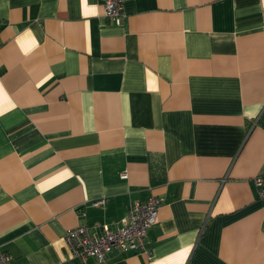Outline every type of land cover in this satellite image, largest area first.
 Masks as SVG:
<instances>
[{
	"label": "crops",
	"instance_id": "0c3cea01",
	"mask_svg": "<svg viewBox=\"0 0 264 264\" xmlns=\"http://www.w3.org/2000/svg\"><path fill=\"white\" fill-rule=\"evenodd\" d=\"M124 10L116 24L104 0H0V250L264 264V0ZM150 195L163 202L146 251L72 255L68 229L115 228Z\"/></svg>",
	"mask_w": 264,
	"mask_h": 264
},
{
	"label": "built area",
	"instance_id": "2783aa9c",
	"mask_svg": "<svg viewBox=\"0 0 264 264\" xmlns=\"http://www.w3.org/2000/svg\"><path fill=\"white\" fill-rule=\"evenodd\" d=\"M105 15L116 24H122L127 13L124 0H104ZM127 177V173L122 174ZM253 184L258 198L264 202V174L256 175ZM163 198L150 195L145 200L135 201L122 219L119 226L112 228L104 225L100 233L87 223L68 229L66 243L73 256L83 262L89 257L106 261L107 255L113 251L122 253H140L146 251V237L149 229L158 221V212ZM106 199L93 201L94 206H104ZM0 264H12V255L0 250Z\"/></svg>",
	"mask_w": 264,
	"mask_h": 264
},
{
	"label": "clouds",
	"instance_id": "9594fccd",
	"mask_svg": "<svg viewBox=\"0 0 264 264\" xmlns=\"http://www.w3.org/2000/svg\"><path fill=\"white\" fill-rule=\"evenodd\" d=\"M0 93H4V88H3V85L2 84H0ZM5 98H7L6 97V94H5Z\"/></svg>",
	"mask_w": 264,
	"mask_h": 264
}]
</instances>
